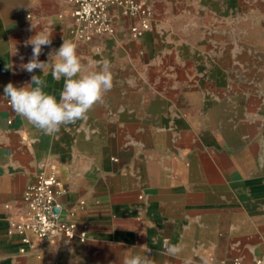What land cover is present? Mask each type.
<instances>
[{"label":"crops","instance_id":"obj_1","mask_svg":"<svg viewBox=\"0 0 264 264\" xmlns=\"http://www.w3.org/2000/svg\"><path fill=\"white\" fill-rule=\"evenodd\" d=\"M144 2L141 36L111 8L114 32L83 40L71 0H0V264H121L129 252L153 264H264V0ZM43 28L52 44L41 61L65 39L85 65H112L103 103L55 136L4 97L9 82L41 75L59 100L63 77L19 67L32 55L24 41ZM41 174L56 177L60 217L84 242L11 229ZM166 241L184 245L182 256L167 255Z\"/></svg>","mask_w":264,"mask_h":264},{"label":"clouds","instance_id":"obj_2","mask_svg":"<svg viewBox=\"0 0 264 264\" xmlns=\"http://www.w3.org/2000/svg\"><path fill=\"white\" fill-rule=\"evenodd\" d=\"M51 36L52 33L43 28L24 41L25 47L32 46V55L27 63H21L19 67L28 73L39 69L44 76L51 69L52 78L56 81L63 77L64 85L59 100L44 91L47 85L41 75H32L31 81L19 88L9 82L4 87V97L9 100L12 110L28 124L44 135L55 136L62 126L86 120L88 113L103 103L104 96L114 85L111 62L103 58L85 65L78 55V45L70 40L64 39L58 49L48 54L47 61H41L42 48L52 44ZM16 55L18 49L14 45L12 56ZM19 58L21 62L24 60L23 55ZM184 251L185 246L182 244L165 243V252L169 256L181 257ZM121 264H153V261L149 255L140 256L129 252ZM182 264H194V260L191 256H183Z\"/></svg>","mask_w":264,"mask_h":264},{"label":"built area","instance_id":"obj_3","mask_svg":"<svg viewBox=\"0 0 264 264\" xmlns=\"http://www.w3.org/2000/svg\"><path fill=\"white\" fill-rule=\"evenodd\" d=\"M74 5L73 18L76 23L78 37L89 40L92 36L110 35L114 32V21L111 8H117L123 16L136 21L130 32L139 37L149 28L150 11L144 0H71ZM61 194L56 177L39 175L23 194V202L27 219L13 222L10 227L25 236L26 239L36 238L53 242L62 237L67 241L78 238L84 242L85 230H78L73 219L60 217L61 207L58 197ZM70 216H72L70 214ZM230 264H242L234 259ZM255 264H262L256 261Z\"/></svg>","mask_w":264,"mask_h":264}]
</instances>
